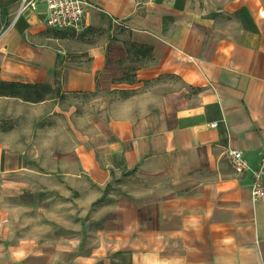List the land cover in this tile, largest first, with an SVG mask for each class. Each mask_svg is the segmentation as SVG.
I'll return each mask as SVG.
<instances>
[{"label":"crops","instance_id":"crops-1","mask_svg":"<svg viewBox=\"0 0 264 264\" xmlns=\"http://www.w3.org/2000/svg\"><path fill=\"white\" fill-rule=\"evenodd\" d=\"M86 1L81 27L57 30L45 4L0 0L1 81L119 93L105 168L89 167L118 194L95 218L96 252L71 264H264V198L227 154L257 165L264 149V0Z\"/></svg>","mask_w":264,"mask_h":264},{"label":"rangeland","instance_id":"rangeland-1","mask_svg":"<svg viewBox=\"0 0 264 264\" xmlns=\"http://www.w3.org/2000/svg\"><path fill=\"white\" fill-rule=\"evenodd\" d=\"M30 95L0 93V251H13L16 264H71L96 252L103 222L95 218L118 194L119 179L96 180L89 167L105 168L101 146L116 137L109 121L119 93Z\"/></svg>","mask_w":264,"mask_h":264},{"label":"built area","instance_id":"built-area-1","mask_svg":"<svg viewBox=\"0 0 264 264\" xmlns=\"http://www.w3.org/2000/svg\"><path fill=\"white\" fill-rule=\"evenodd\" d=\"M39 2L46 6V24L57 30H78L90 5L86 0H22V4L35 5ZM0 47L6 49L5 44L0 43ZM216 125V122L212 123V126ZM227 154L235 172L249 176L252 201L264 198V149L257 165L252 164L241 149L229 147Z\"/></svg>","mask_w":264,"mask_h":264},{"label":"trees","instance_id":"trees-1","mask_svg":"<svg viewBox=\"0 0 264 264\" xmlns=\"http://www.w3.org/2000/svg\"><path fill=\"white\" fill-rule=\"evenodd\" d=\"M242 12L246 13L244 16V19L249 22L250 28L253 30H257L254 21L252 17H250L249 12L247 9L242 8ZM127 43V49L129 53L134 52V55L141 54L142 56H149V58L152 60L153 56L152 53H150V48H144L140 47L134 42L126 41ZM150 54V55H149ZM51 91H54L50 86L47 85H30V84H20V83H6L4 81L0 80V93L5 94L8 96H23L24 98H27L28 100H31L33 96L30 95V92L34 93L35 98L38 100L44 99L47 93H50ZM59 93V92H58ZM113 173V172H112Z\"/></svg>","mask_w":264,"mask_h":264}]
</instances>
